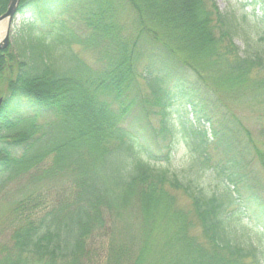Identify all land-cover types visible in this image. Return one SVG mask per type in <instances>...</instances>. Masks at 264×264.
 I'll return each mask as SVG.
<instances>
[{"label":"trees","instance_id":"16d2710c","mask_svg":"<svg viewBox=\"0 0 264 264\" xmlns=\"http://www.w3.org/2000/svg\"><path fill=\"white\" fill-rule=\"evenodd\" d=\"M245 5L264 25V0ZM16 14L18 55L0 51V177L30 186L0 219V264H263L229 213L264 228L248 168L264 169V149L240 143L220 93L264 94V45L241 49L215 0H20ZM180 132L202 161L219 153L220 195L168 167Z\"/></svg>","mask_w":264,"mask_h":264},{"label":"rangeland","instance_id":"374dc122","mask_svg":"<svg viewBox=\"0 0 264 264\" xmlns=\"http://www.w3.org/2000/svg\"><path fill=\"white\" fill-rule=\"evenodd\" d=\"M221 11L230 15L237 21L239 34L236 36V43L241 49L246 47H260L264 45V25L260 18H256L253 14L252 7L245 5L249 0H215ZM260 16V10L256 11ZM22 17L17 15L14 17L11 44L8 48L9 54L6 55L7 64L10 65V59L18 55V36L17 29ZM72 47L77 51L86 61L91 64H96L97 54L93 50L83 48L80 44L73 43ZM264 75V73H262ZM10 77V70L8 67L0 75V95H3L7 88V80ZM259 78V77H258ZM254 83L250 82V86L246 89L249 94L250 88L254 87ZM220 93V92H219ZM218 93V94H219ZM228 107L235 113V121L244 128L245 133H240V143L247 144L252 154L255 153L253 145L264 149V112L261 105H264V94L251 98L250 96H235L234 94L227 95L226 92L220 93ZM217 96V95H216ZM174 108L181 111L182 105L180 101L174 102ZM173 121H177L173 116ZM190 117L192 115L190 114ZM208 126V124H206ZM179 141L175 142L171 149L172 155L168 167L171 170L180 172L181 175H186V178H191L196 181V184L204 192L208 194L220 195L227 184L225 175L220 174L216 165L220 159L219 153L213 151L211 147L210 160L208 162L202 161V157L206 154L200 148L197 150L194 146L189 145L186 137L182 132L179 133ZM239 143V144H240ZM254 155V154H253ZM255 156V155H254ZM251 157V156H250ZM249 157V158H250ZM224 161L221 158V162ZM249 170L257 183L261 185L264 191V169L257 157H253L249 163ZM28 186V187H26ZM30 184L26 177L23 179L5 180V176L0 177V219L5 216L11 208V203L17 199L23 189L29 188ZM176 206L178 208L189 209L191 207V200L183 191H176ZM233 207L230 208V210ZM230 218V231L233 238L244 247H256L259 259L264 264V228L258 226L256 223L250 221L244 216H239L233 213ZM192 233L202 236V230L199 224H196ZM8 235V234H7Z\"/></svg>","mask_w":264,"mask_h":264},{"label":"water","instance_id":"95a60500","mask_svg":"<svg viewBox=\"0 0 264 264\" xmlns=\"http://www.w3.org/2000/svg\"><path fill=\"white\" fill-rule=\"evenodd\" d=\"M19 3L20 0H9L7 10L0 15V23L6 21V32L3 37L0 38V51L5 50L10 46L12 23ZM2 101L3 98H0V105Z\"/></svg>","mask_w":264,"mask_h":264},{"label":"bare ground","instance_id":"6f19581e","mask_svg":"<svg viewBox=\"0 0 264 264\" xmlns=\"http://www.w3.org/2000/svg\"><path fill=\"white\" fill-rule=\"evenodd\" d=\"M5 32H6V21H3L0 23V38L3 37Z\"/></svg>","mask_w":264,"mask_h":264}]
</instances>
